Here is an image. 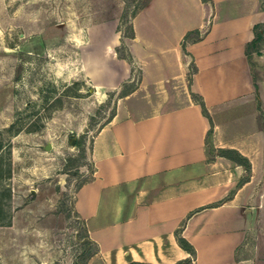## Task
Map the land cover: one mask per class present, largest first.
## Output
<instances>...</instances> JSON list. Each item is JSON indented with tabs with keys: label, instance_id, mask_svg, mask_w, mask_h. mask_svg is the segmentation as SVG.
Listing matches in <instances>:
<instances>
[{
	"label": "crops",
	"instance_id": "crops-1",
	"mask_svg": "<svg viewBox=\"0 0 264 264\" xmlns=\"http://www.w3.org/2000/svg\"><path fill=\"white\" fill-rule=\"evenodd\" d=\"M97 4L114 11L84 15L78 63L93 91L117 97L90 138L91 177L73 195L98 245L77 264H172L191 255L177 227L195 250L187 264H264V71L257 66L255 87L244 52L264 0H148L130 35L119 26L123 0L83 3ZM193 27L200 37L183 49ZM133 70V88L118 94ZM220 147L246 156L248 169Z\"/></svg>",
	"mask_w": 264,
	"mask_h": 264
},
{
	"label": "rangeland",
	"instance_id": "rangeland-1",
	"mask_svg": "<svg viewBox=\"0 0 264 264\" xmlns=\"http://www.w3.org/2000/svg\"><path fill=\"white\" fill-rule=\"evenodd\" d=\"M74 1L0 0V264H75L91 246L72 200L91 177L90 138L117 92L93 91L78 63L84 15L99 4ZM134 3L123 0L122 11ZM99 7L94 18L114 11ZM251 60L255 75L264 71V27Z\"/></svg>",
	"mask_w": 264,
	"mask_h": 264
},
{
	"label": "trees",
	"instance_id": "trees-1",
	"mask_svg": "<svg viewBox=\"0 0 264 264\" xmlns=\"http://www.w3.org/2000/svg\"><path fill=\"white\" fill-rule=\"evenodd\" d=\"M147 1L148 0H136V3H134V5L129 10L127 9V7L125 9H123V11L120 14V19H121V21L125 20L126 23H125V27L123 28V30H121L122 34L130 35L132 33V26H131L130 18L137 11V9L140 8L141 6H143ZM263 27H264V20L254 22L252 24L253 36L249 40H247L245 42V45H244V52H245V55L247 57L249 64L251 65V69H252L251 51L253 50V48L256 45V43L258 42V40L261 38ZM200 34H201V31L198 27H193V28L187 29L184 32L182 39L180 41L182 48L183 49L185 48L184 45H185L186 40H195V39L200 37ZM116 50H117L118 54H121L119 51V47H117ZM122 55H124L128 60H130V56L128 54H122ZM193 68H194L193 62L189 63V73H190V71H192ZM188 79H189V75H188ZM253 84L255 87L257 86L254 72H253ZM133 86H134V83H131L127 87L121 88L119 90L118 94H123L124 92L129 91L130 89L133 88ZM191 94H192L193 98L195 99V101H197L199 103L202 113L208 117L210 124H211V118L209 116V113L207 112V109L205 107V104L203 102L201 95L196 94L193 91H191ZM112 112H113V110L111 111V113ZM210 129H211V127H209L207 131H209ZM75 142L80 143L79 141H75ZM217 151L219 153L230 156L231 158L237 160L238 162H241L248 169L249 161H248L247 157L242 155L235 148H233V147H226V148L220 147L217 149ZM5 171H6V167L2 165L1 158H0V178L4 175ZM177 229H178V227H177ZM177 229L175 228V238H176L177 242L183 248L189 250L191 255L178 258L172 264H187V263H190L192 261L195 250H194L193 245L181 233H179L177 231ZM88 240L91 243V246H89V248H87V250L85 251L84 257L89 256L91 253L96 251L98 248V245L94 240H92L90 238H88ZM82 260H79V261H82ZM79 261L75 262V264H77ZM130 264H134V262H131Z\"/></svg>",
	"mask_w": 264,
	"mask_h": 264
},
{
	"label": "water",
	"instance_id": "water-1",
	"mask_svg": "<svg viewBox=\"0 0 264 264\" xmlns=\"http://www.w3.org/2000/svg\"><path fill=\"white\" fill-rule=\"evenodd\" d=\"M45 147H46V148L49 147V142H47V143L45 144ZM32 190H33V188H32Z\"/></svg>",
	"mask_w": 264,
	"mask_h": 264
}]
</instances>
